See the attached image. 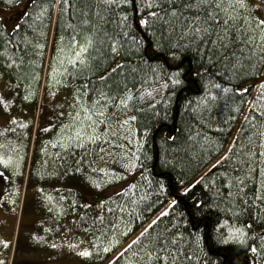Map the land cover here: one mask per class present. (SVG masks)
Here are the masks:
<instances>
[{"label": "trees", "instance_id": "obj_1", "mask_svg": "<svg viewBox=\"0 0 264 264\" xmlns=\"http://www.w3.org/2000/svg\"><path fill=\"white\" fill-rule=\"evenodd\" d=\"M0 8L16 15L13 31L0 18V71L16 95L9 113L0 95L3 209L19 211L24 187L37 186L40 210L74 218L87 236L85 264H105L175 199L110 264H264V7L0 0ZM70 182L95 194L130 184L98 213L58 186Z\"/></svg>", "mask_w": 264, "mask_h": 264}, {"label": "rangeland", "instance_id": "obj_2", "mask_svg": "<svg viewBox=\"0 0 264 264\" xmlns=\"http://www.w3.org/2000/svg\"><path fill=\"white\" fill-rule=\"evenodd\" d=\"M254 3L259 8L264 7V0H254ZM26 4L27 3L25 2L18 8L22 9ZM2 9L4 10V8ZM8 10L9 9H6V11ZM260 11L262 12V10ZM15 16V14L7 12L0 14V18L3 20L4 25L9 31H13L16 26V23H12ZM263 79L264 76L262 80ZM6 83L11 85L6 76L0 71V95L2 107L6 113H9L15 104L16 95L12 88L5 92L8 87ZM61 103V106H68L70 102L64 97ZM52 110L53 114L46 120L49 125L55 121L58 114L56 106H53ZM247 110L248 108L246 109V112ZM47 116H50V112L47 113ZM243 119H241L235 130L226 151L219 156L213 164L218 163L229 151ZM7 122L8 121L5 117L0 116V128L6 126ZM7 184V177L0 172V264L5 262L9 264H85L84 260L89 254V241L86 235L77 232L75 219L70 218L57 221L53 216L42 212L38 207L37 201L39 188L31 185L24 187L22 206L19 211L15 207H12L10 210L3 209L1 206V200L4 194L8 191L6 189ZM129 184L130 183H125L115 186L101 194L93 193L81 182L64 183L59 184L58 186L74 188L79 191L84 196L86 202L94 205L98 213H100L102 203L123 192ZM184 191L185 190L180 191L179 196ZM174 200L175 199H171V201L157 215L133 235L132 238L105 264H110L127 246L143 234L152 223L165 214L172 206Z\"/></svg>", "mask_w": 264, "mask_h": 264}]
</instances>
